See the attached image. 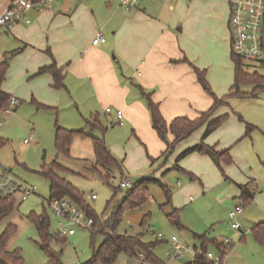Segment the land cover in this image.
<instances>
[{"label":"crops","instance_id":"crops-1","mask_svg":"<svg viewBox=\"0 0 264 264\" xmlns=\"http://www.w3.org/2000/svg\"><path fill=\"white\" fill-rule=\"evenodd\" d=\"M230 11V5L224 0H139L130 10L109 6L104 11L90 0H61L53 12H29L20 22L0 29V34H7L15 43L12 51L5 53L8 47L0 38V62L10 55L13 62L27 60L25 74L33 80L32 96L35 97L34 89L44 88L58 98L61 94L55 92L51 75L38 74L40 69L55 64L65 74L61 91L68 93L72 103L88 101L103 114V108H112L115 119L114 110L120 111L124 124L150 132L144 139L150 157L162 159L167 147L151 127L140 89L151 95L167 124L181 117L196 120L213 105V99L199 85L195 70L204 73L217 98L228 96L234 83V65L226 50L229 45L232 53ZM97 34H101L105 42L94 46L92 41ZM229 59L232 69L224 70ZM210 68L221 72L220 80L211 81L207 76ZM56 100L48 105L56 106ZM219 108L209 121L223 117L225 120L214 132L203 139L207 124L203 125L179 142L166 159L171 164L170 170L182 175L185 182L183 187L173 191L168 215L176 212L180 223L177 227L183 231L184 238L192 239V243L200 247L203 243L205 247L212 246V242L223 243L214 215H209L207 219L212 221L206 222L203 215L200 218L196 214L208 195L222 201L234 198L237 205L260 201L255 179L239 174L230 166L233 163L231 149L255 128L252 126L246 135L245 124L242 128L233 120L226 122L228 115ZM237 121L240 120L237 118ZM166 138L168 142L173 141L169 133ZM202 141L218 152L229 150L230 164H222L220 170L208 156L199 153L178 159ZM160 170L163 176L168 169L163 164ZM240 187L248 198L250 196L248 203ZM190 193L197 198L188 197ZM261 214L246 215L247 221L252 223L250 230L257 224L249 217L263 216ZM154 261L152 257L150 263Z\"/></svg>","mask_w":264,"mask_h":264},{"label":"rangeland","instance_id":"rangeland-1","mask_svg":"<svg viewBox=\"0 0 264 264\" xmlns=\"http://www.w3.org/2000/svg\"><path fill=\"white\" fill-rule=\"evenodd\" d=\"M90 1L100 11H104L109 6H117L121 9L119 0ZM6 36L7 34H0V38L8 47L5 53L12 51L15 46L13 39ZM226 50L231 56L229 45ZM12 57L10 55L6 60L9 66L4 79L0 81V89L4 93L15 95L21 102L12 114L0 115L2 120L0 166L17 182L23 186L35 187L36 190L24 201L18 197L15 209L0 221V237L9 226L16 229L6 243L7 251L10 253L18 251L23 264H45L47 257L38 246L37 230L27 219L30 213L37 215L45 213L49 217L50 233L53 236L50 245L54 251L60 253L61 264H88L92 260L93 249H97L102 244L110 231L106 230L104 233L92 236L88 229L74 227L75 233L72 236H55L57 222L48 203L50 183L41 174L45 168L48 169L57 160L65 169L63 172H57V176L79 191L95 215L102 217L103 221L106 220L126 191L123 190L113 197L112 190L104 181L106 175L104 171L93 170L94 153L90 140V137H93L104 139L109 152L120 163L121 171L133 186L139 181H144L147 188L146 203L139 208L126 211L114 233L138 236L143 244H148L145 245L146 248L149 244H154L151 253L155 261L151 263L145 259L139 261L134 257L120 254L112 264H189L193 262L194 252L201 250L200 245L195 246L192 239L184 238L183 231L167 218L172 205L173 191H177L185 183L182 175H175L173 170H170L171 164L166 160L173 150L164 152L162 159L151 158L149 146L144 141L149 136V131L124 124L123 120L122 124H118L113 114L105 118L101 109L94 107L88 101L72 103L65 90L55 89L57 90L55 92L61 94L56 98L49 93L50 89L36 88L34 89L35 97L32 96L33 80L25 74L27 60L16 59L13 62ZM231 62L230 59L229 63L226 62L224 70L232 69ZM244 66L246 73L264 76V69L258 63L244 62ZM10 69L12 72L9 73ZM208 75L212 82L215 79L220 80L222 76L220 71L211 68L207 71ZM251 90L250 87L241 88V91L245 93ZM54 100L58 101L56 106L48 105ZM219 109L225 112L224 115H228L226 122L233 120L234 124L244 128L243 122L237 121L235 114H238L246 124L255 128L250 136L241 138L240 142L231 149L233 163L230 166L239 174L249 175L250 178L255 179V188L260 193V201L241 205L243 216L238 218L237 222L241 224L242 232L233 231L230 228L231 221L228 219V213L237 205V200L234 198L222 201L208 195L203 206L196 210V214L200 218L203 215V221L206 222H211L212 220L207 218L209 215H214L217 219L215 226L221 229L222 241H229L221 264H264V244H259L254 239L249 228L252 223L246 219V215L253 212L263 213L261 215L264 216V91L255 99L228 98L226 105ZM110 122L112 123L109 126ZM93 123L98 124L99 127L92 129ZM57 128L78 131L90 137L74 135L68 155L57 158L55 149ZM25 140H28L27 144H24ZM166 141H168L167 138ZM163 164L168 170L162 176L163 171L160 169ZM243 167H245L244 170ZM183 177L190 179L185 174ZM120 178V173L114 172L109 178V185L118 188L121 183ZM162 184L167 187L170 194L168 203L161 188ZM90 193L96 196L94 201L87 199ZM188 197L194 200L197 198L193 193H190ZM110 202L111 204L108 205ZM171 245L183 246L185 249L182 256L171 258L173 256L170 251ZM187 247H189L188 250ZM206 253L211 254L216 261L220 257V252L210 245L206 246Z\"/></svg>","mask_w":264,"mask_h":264},{"label":"trees","instance_id":"trees-1","mask_svg":"<svg viewBox=\"0 0 264 264\" xmlns=\"http://www.w3.org/2000/svg\"><path fill=\"white\" fill-rule=\"evenodd\" d=\"M231 60L234 65V83L231 87L230 94L223 98H217L207 84L204 73L195 70L199 85L202 87L204 92L213 99V105L211 108L206 112L201 113L199 118L196 120H189L185 117H181L176 118L171 123L167 124L160 114L158 105L152 101L151 95L140 89V94L145 99L150 114L151 127L156 132L158 137L166 144L167 148L165 153L173 150L179 142L187 139L205 124H207V127L203 134V139L214 132L224 122L225 117L216 119L214 121L209 120L219 107L226 105V100L228 98L233 97L238 99H253L256 98L259 93L264 91V76H261L257 73H246L244 70V61L233 55V53H231ZM8 66L9 64L7 61L0 62V81L4 79ZM259 66L264 69V60L259 64ZM38 74L51 75L53 78L54 89L58 90L64 87L63 80L65 74L63 70L57 68L55 64L40 69ZM243 87H250L252 90L249 93H245L241 91V88ZM9 98L10 96L0 89V112L8 104ZM236 116L241 122L245 124L246 135H249L253 127L246 124L239 115ZM91 127L92 129H95L99 126L98 124L93 123L91 124ZM168 133L173 136L172 142L166 141V135ZM74 135H79L86 138L90 137L78 131H68L59 128L56 129L55 149L57 158L61 155H68L71 139ZM90 140L92 142L94 153L93 170L96 172L99 171L97 169L104 171L106 174L104 176V181L112 190L113 197H115L123 190L120 188V185L118 188L110 186L109 178L114 174V172L118 171L121 176L120 182L126 179L123 172L121 171L120 163L113 158L103 138L90 137ZM1 145L2 141L0 140V146ZM190 153H199L201 155L208 156L220 170L222 164H230L231 162L229 150L218 152L215 150V148L205 145L204 141L200 142V144L194 148L182 153L178 159L180 160ZM63 171H65L64 167H62L56 160L50 165L48 169L45 168L41 174L50 183V197L48 203L54 200L69 199L79 208L84 210L88 216L93 218L95 225L91 230H89L92 236L104 233L106 230L110 231V234L106 235L102 244L97 249H93V258L88 264H112L116 261L120 254H124L129 257H136L138 253L142 254L146 261H152L153 256L150 250L153 248V244L146 248L145 244L139 240L138 236L133 237L128 235H117L114 233L115 228L121 222L122 215L126 211L139 208L146 203L147 188L145 186V182L139 181L134 186L132 185V188L129 191H126L121 200H119L113 207L111 215L103 221L102 217H98L94 214L89 205L86 204V201L79 191L73 188L64 179L57 176V172ZM161 188L168 199V203L170 199L169 191L163 184L161 185ZM240 189L243 191L244 200L246 201L245 203H248L247 199H249L250 196L248 198L244 188L240 187ZM16 203L17 198L15 197L0 200V221L7 217L15 209ZM110 204L111 202L108 203V205ZM167 218L172 224L176 226L180 225L176 212L168 215ZM27 219L34 224L37 230L39 237L38 246L47 257V262L45 264H61L60 253L54 251L50 245L53 240V236L50 233L49 217L45 213L40 215H37L36 213H30ZM15 232V227L9 226L0 237V264H23L22 258L18 251L10 253L6 249V243L8 239ZM251 233L259 244H264V223L257 224L256 227L251 230ZM211 244L217 251L222 252V260L226 255V245L215 242H212ZM201 252L202 255L194 257L193 262L190 264H210V262L204 258V254L206 253L205 243H203L201 246Z\"/></svg>","mask_w":264,"mask_h":264},{"label":"built area","instance_id":"built-area-1","mask_svg":"<svg viewBox=\"0 0 264 264\" xmlns=\"http://www.w3.org/2000/svg\"><path fill=\"white\" fill-rule=\"evenodd\" d=\"M224 1L231 7L228 22L231 32V52L244 62L260 64L264 60V0ZM60 2L61 0H0V29L11 27L20 22L29 12H53L55 11V6ZM138 2L139 0H120L119 7L124 10H130L135 8ZM104 42V37L101 34H97L92 41V45L96 46ZM19 103L18 99L10 97L8 104L1 110L0 115L12 114ZM112 113L111 108L104 110V114L107 116ZM114 114L118 124H122V113L115 111ZM1 124L2 120L0 119ZM24 143L27 144L28 140H25ZM120 188L124 191H129L132 188V184L128 179H124L120 183ZM35 190V187L23 186L17 182L0 166V200L19 197L24 201L30 195H33ZM87 199L94 201L96 196L90 193ZM49 207L57 222L55 236H72L75 233L74 227L91 230L95 225L93 218L69 199L54 200L49 203ZM242 214L243 208L241 205L235 206L228 213L232 230L242 232L243 228L237 222V218ZM223 244L229 245V241L224 240ZM184 249L181 245H171L170 251L173 254L171 258L182 256ZM186 249L188 250L189 247ZM198 255H202L201 250L194 252V257ZM134 258L142 261L144 256L138 253ZM204 258L210 264H221L222 252H220V257L217 261L209 253H205Z\"/></svg>","mask_w":264,"mask_h":264},{"label":"water","instance_id":"water-1","mask_svg":"<svg viewBox=\"0 0 264 264\" xmlns=\"http://www.w3.org/2000/svg\"><path fill=\"white\" fill-rule=\"evenodd\" d=\"M249 220H251L252 222L256 224H260L264 221V217L263 216H250Z\"/></svg>","mask_w":264,"mask_h":264}]
</instances>
